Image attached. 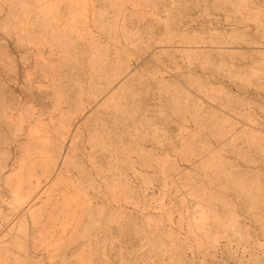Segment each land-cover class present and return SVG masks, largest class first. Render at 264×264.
I'll return each instance as SVG.
<instances>
[{"label": "bare ground", "instance_id": "bare-ground-1", "mask_svg": "<svg viewBox=\"0 0 264 264\" xmlns=\"http://www.w3.org/2000/svg\"><path fill=\"white\" fill-rule=\"evenodd\" d=\"M113 1L0 0V29L8 33L6 23L15 22L19 28L17 48L36 57V74L49 78L50 83L41 88L28 81L18 97L13 88L20 80L19 73L6 61L7 54L0 46V264H43L46 259L51 264H75L70 258L82 251L80 264H91L94 257L102 264H112L107 256L92 252H96L100 240L112 242L107 236L116 232L111 226L116 218L127 221L125 240L144 233L138 218L115 203L120 190L126 203L134 201L129 183L131 155L139 153L141 144L134 143L133 138H146L147 122L163 115L166 105L150 103V99H163L154 92L149 98L139 96L148 88L139 84L143 76L130 66L131 58L140 62L139 70L151 61L149 51L155 45L151 41L157 40L155 24L138 28L125 16L123 5H114ZM237 2L242 0H226L234 4L233 11L240 13ZM4 10L5 15H1ZM178 11L179 22L183 23L182 10ZM242 18L251 19L245 15ZM238 24L223 31L209 28L206 42H188L184 37L186 47L168 48L174 53L197 54L202 57L201 66L227 68L243 87L251 86L255 82L248 73L264 80V54L256 47L264 42L243 32ZM260 24L258 32L263 38L264 21ZM166 28L171 38L180 33ZM235 43L250 46L233 47ZM203 44L206 47L199 46ZM246 49L249 51L242 55L236 52ZM236 55L252 65L235 60ZM153 77L166 88L168 80L163 75ZM182 99L179 95L176 102ZM194 107L196 111L201 108L200 118L227 119L218 114L215 105ZM211 125L219 144L226 146L232 141L224 140L228 126L219 129L217 121ZM241 133L252 141L255 151L262 150L253 133ZM209 219L204 213L194 224L204 230V241L216 238ZM217 223L232 235H239L231 215ZM171 244L159 236L152 240L150 252L159 259L164 252L172 256L176 246ZM86 250L88 255L84 256Z\"/></svg>", "mask_w": 264, "mask_h": 264}, {"label": "rangeland", "instance_id": "rangeland-1", "mask_svg": "<svg viewBox=\"0 0 264 264\" xmlns=\"http://www.w3.org/2000/svg\"><path fill=\"white\" fill-rule=\"evenodd\" d=\"M112 4H122L125 16L140 29L155 24L157 40L151 41L155 44L149 51L151 61L139 70L140 62L131 58L130 66L132 71L138 70L143 76L139 84L148 88L139 96L149 98L154 92L163 99L160 102L156 96L150 103L166 106L163 115L147 122L146 138H133L134 143L141 144L139 153L131 155L133 167L129 172V183L134 201L126 203L120 190L115 203L138 218L144 233L125 240L127 221L119 216L111 224L116 232L107 236L112 242L106 244L100 240L96 252L92 253L107 256L112 264H264V80L248 73L258 87L254 84L243 87L236 74L229 73L227 68L220 70L210 64L201 66V56L174 53L168 48L186 47L184 37L189 38H185L188 42H206L209 28L223 31L234 28L235 23H239L236 27L243 32L264 42L258 32L259 24L264 21V0L235 3L242 8L240 13L233 11L234 4H227L226 0H176L175 4L169 0H154L153 3L149 0H114ZM94 6L102 8L100 3ZM179 9L183 23L178 19ZM5 13L6 10L1 15ZM242 15L251 19H243ZM6 24L8 33L0 29V46L7 54L6 61L19 73L20 80L13 88L16 95H23L28 81H34V87L46 88L50 85L49 78L36 74L33 66L36 57L17 48L19 28L14 21ZM167 26L180 33L174 38L169 37ZM144 37L149 38L147 34ZM232 46L248 48L250 45L235 43ZM256 47L264 54V44ZM248 51L236 52L242 55ZM241 55L233 58L240 60ZM241 60L252 65L247 59ZM227 62L237 64L230 59ZM154 74L168 80L164 83L166 88L158 85ZM237 74L244 77L239 71ZM179 95L183 96L181 106L176 102ZM194 104L217 106L218 114L225 116L227 122L216 118L210 121L204 115L200 118L201 108L196 111ZM215 121L219 123V129L226 130L228 126L224 140L232 141L226 146L219 144V138L215 136L211 125ZM235 130L238 133L235 134ZM243 131L253 133L262 150L255 151L252 141H247L241 133ZM158 136L161 137L159 142ZM204 213L211 218L207 222L212 226L214 241H204V230L194 227ZM230 215L234 217L239 235H232L217 223ZM159 236L161 241L176 246L172 256L164 252L159 259L150 252L152 240ZM82 253L70 260L80 264ZM83 255H88V250ZM43 264H51V261L46 259ZM91 264L102 263L94 257Z\"/></svg>", "mask_w": 264, "mask_h": 264}]
</instances>
